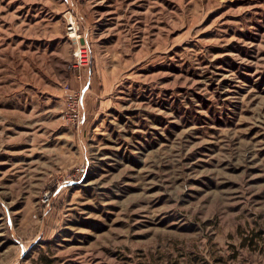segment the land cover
<instances>
[{"label":"rangeland","instance_id":"obj_1","mask_svg":"<svg viewBox=\"0 0 264 264\" xmlns=\"http://www.w3.org/2000/svg\"><path fill=\"white\" fill-rule=\"evenodd\" d=\"M0 264H264V0H0Z\"/></svg>","mask_w":264,"mask_h":264},{"label":"built area","instance_id":"obj_2","mask_svg":"<svg viewBox=\"0 0 264 264\" xmlns=\"http://www.w3.org/2000/svg\"><path fill=\"white\" fill-rule=\"evenodd\" d=\"M70 29H72V27L70 26L69 27ZM68 28V29H69ZM83 95H84V92H83V90L82 89H79V92H78V95H77V102H78V107H79V105L81 104V101H82V97H83ZM78 119H79V114H78ZM81 170H83V169H81ZM71 179H69V180H67V181H70Z\"/></svg>","mask_w":264,"mask_h":264}]
</instances>
